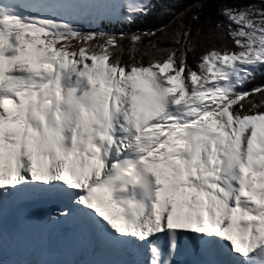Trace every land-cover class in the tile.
<instances>
[{"label": "snow or ice", "instance_id": "snow-or-ice-1", "mask_svg": "<svg viewBox=\"0 0 264 264\" xmlns=\"http://www.w3.org/2000/svg\"><path fill=\"white\" fill-rule=\"evenodd\" d=\"M180 3L0 0L5 264H264V85L242 90L264 74V0L207 32L206 0ZM158 6L155 30L103 27ZM37 201L54 214L9 226Z\"/></svg>", "mask_w": 264, "mask_h": 264}, {"label": "trees", "instance_id": "trees-1", "mask_svg": "<svg viewBox=\"0 0 264 264\" xmlns=\"http://www.w3.org/2000/svg\"><path fill=\"white\" fill-rule=\"evenodd\" d=\"M258 1L259 0H206L205 7L201 14V23L205 25L206 32L209 29H214L216 23L220 21L221 16L219 17V12H220V9L222 8L223 3L237 5L239 3H253V2H258ZM195 2L196 0H181V3L179 4V6L176 7L173 11L176 13L183 12L184 9L188 8L191 4ZM172 19H173V15L171 12H165L163 8L158 6L148 15H138L135 21L132 23H127V22H123V23L114 22L112 24L105 23L103 27L110 28L117 32L123 31L125 33L131 34L135 32H145L149 30H155L156 28L161 27L164 24H168ZM124 43L127 44L128 41H125ZM147 43L148 41L147 39H145L144 44H147ZM212 43L213 41L209 40L203 45V47H208ZM215 43L217 44V46H219V44L222 43V41L217 40L215 41ZM147 59L148 57H145L146 61ZM188 62L189 64H192L194 66L195 62L191 54H189ZM257 85L258 86L264 85V74L257 75V77L253 81L246 83L243 86L242 90H251L254 87H258Z\"/></svg>", "mask_w": 264, "mask_h": 264}, {"label": "bare ground", "instance_id": "bare-ground-1", "mask_svg": "<svg viewBox=\"0 0 264 264\" xmlns=\"http://www.w3.org/2000/svg\"><path fill=\"white\" fill-rule=\"evenodd\" d=\"M261 82H263V81H261ZM255 84H257V83H255ZM257 86H258V85H257ZM252 87H253V86H252ZM30 203H34V202H30ZM37 207H38V205H36V204H34V205L32 206L33 209H30L29 207H26V210L28 211V213H27V212H24V211H22L21 213L24 214V215H27V214L35 215V214L39 213V212H37ZM51 214H54V210L51 211ZM38 219L42 220V218H38ZM9 226H12V224L9 223ZM54 231H55V232H54V235H55L57 229H55ZM192 257H193L192 255L185 254V259H186V260L192 261V260H191ZM65 258H66V259H69L68 257H65ZM27 259H29V260H35V261L37 262V264H39V262H40L38 259H36V258L33 256L32 253H31V254H28V258H27ZM60 259H61V258H60Z\"/></svg>", "mask_w": 264, "mask_h": 264}, {"label": "rangeland", "instance_id": "rangeland-1", "mask_svg": "<svg viewBox=\"0 0 264 264\" xmlns=\"http://www.w3.org/2000/svg\"><path fill=\"white\" fill-rule=\"evenodd\" d=\"M253 3H259V1H258V2H253ZM220 6H221V5H220ZM224 6L232 7V6H236V4H224V3H223L222 7H224ZM220 16H221L220 21H224L225 23H227L226 18H225L223 15H221L220 12H219V17H220ZM38 254H39V252H38ZM27 256H28V254H27ZM27 258H28V257H27ZM33 261H35V260H33ZM0 264H5V260H4L3 258H0Z\"/></svg>", "mask_w": 264, "mask_h": 264}]
</instances>
